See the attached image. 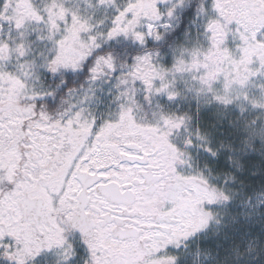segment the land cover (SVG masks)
I'll list each match as a JSON object with an SVG mask.
<instances>
[{
	"label": "snow or ice",
	"instance_id": "snow-or-ice-1",
	"mask_svg": "<svg viewBox=\"0 0 264 264\" xmlns=\"http://www.w3.org/2000/svg\"><path fill=\"white\" fill-rule=\"evenodd\" d=\"M0 264H264V0H0Z\"/></svg>",
	"mask_w": 264,
	"mask_h": 264
}]
</instances>
